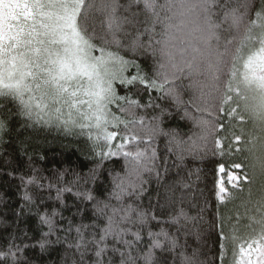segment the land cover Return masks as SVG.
<instances>
[{
    "label": "snow or ice",
    "instance_id": "6c2138e0",
    "mask_svg": "<svg viewBox=\"0 0 264 264\" xmlns=\"http://www.w3.org/2000/svg\"><path fill=\"white\" fill-rule=\"evenodd\" d=\"M94 12L103 16L111 40L96 36ZM139 23L145 27L137 28L129 47L133 53L143 48L151 55V72L135 58L110 50L121 47L118 34L127 35V25ZM142 36L148 37L146 44ZM186 80L187 88L199 93L189 103L201 114L196 121L201 139L224 131L225 118L241 125L250 120L262 133L245 139L242 127L241 135L232 134L227 150L222 138L215 140L214 155L221 157L215 166V195L225 203L242 184L264 177V0H0V98L16 103L18 114L31 122L26 126L79 127L101 148L96 153L101 161L125 160L124 175L109 173L111 188L103 199L87 187L89 177L93 184L99 179L95 170L88 176L77 174L71 182H64L66 172L22 178L26 202H33L28 186H34L58 205L39 215L47 231L33 247L43 253L67 244L80 264H86L89 255L91 264H168L167 253H175L177 239L149 229L143 247V230L156 217L137 201L147 191L144 174L159 177L160 167L168 162L157 156L156 138L169 137V153L173 144L181 147L182 141L162 126L171 111L156 101L171 100L179 108ZM115 82L125 89L124 95ZM147 109L159 112L149 120L140 114ZM5 127L0 118V131ZM236 153L243 154V162L233 161ZM65 193L74 197L72 204ZM248 203L252 208L247 211L256 213L248 216L249 233L241 235L236 227L226 233L222 220L218 225L220 258L226 257L229 243L232 247L229 264H264V188L259 199ZM181 217L187 219L183 210L173 222ZM23 250L13 244L0 252V259L20 264L17 253ZM180 255L181 264H193L192 258Z\"/></svg>",
    "mask_w": 264,
    "mask_h": 264
},
{
    "label": "trees",
    "instance_id": "16d2710c",
    "mask_svg": "<svg viewBox=\"0 0 264 264\" xmlns=\"http://www.w3.org/2000/svg\"><path fill=\"white\" fill-rule=\"evenodd\" d=\"M126 2L127 0H121V3ZM121 12L123 14V10ZM93 17L96 36H105L111 40V35H108L102 26L103 16L94 12ZM139 19L142 22L145 17L141 16ZM144 27L143 23L127 25L125 28L127 35L123 32L118 34L121 47L110 46V50L119 52L126 59L135 58L144 71L151 72L153 69L151 55L145 53L143 48H138L133 53L129 47L136 36L137 28L142 31ZM91 32L92 27H89V33ZM147 39V36L141 37L145 44ZM95 42L101 43L98 38ZM129 72L134 73L135 69H129ZM188 83L189 81H184L181 92L184 104L179 108L171 100L156 101L172 113L163 118L162 126L166 131L175 134L182 143L180 149H176L173 144L171 153L166 150L169 146V137H157L153 143L157 156L161 159L167 157L168 162L160 167L159 177L155 172L151 175L144 174L145 180L149 183L145 185L146 193L137 202L143 209L148 210L150 216L155 215L156 219L150 220L143 230V247L146 248L149 229L153 232L164 230L170 236L176 237L179 245L175 253H167L168 264H181L180 253L192 258L193 264H229L232 259V247L229 243L227 255L221 259L218 225L222 220L226 233H230L233 227L238 228L241 235L249 233L251 229L247 226L250 223L248 219L250 212L247 210L250 208L248 205L252 204L248 202L255 200L251 198L252 195L249 198L245 197L246 188L244 190L242 188L234 190L233 199L225 203L217 201L214 187L215 166L221 157L219 154L214 155L215 140L222 138L223 146L227 150L228 142L234 140L232 134L241 135V128L248 122L241 125L236 120L225 118L224 131L218 136L208 137L207 140L201 139L202 131L196 122L201 114L189 103L199 93L188 89ZM114 86L120 95L125 94V89L118 82ZM143 99L144 103L148 102L146 94ZM0 108H2L0 118L6 123L5 129L0 131V252L7 251L15 244L24 249L22 255L17 253L20 264H80L79 255H74L75 250L68 249L67 244L54 245L43 253L38 246H32L36 244L40 233L47 231L46 227L39 224V215L58 205L54 199H48L47 192L40 193L34 186H28L33 202H26L22 178L27 180L34 174L51 177L54 173L58 175L66 172L64 182H71L77 174L88 176L95 170L99 179L93 184L89 177L87 187L94 189V194L103 199L106 196L105 190L111 188L109 173L124 175V158L112 157L101 161L96 155L101 148L89 139L86 131L81 133L79 127L66 130L55 124L26 126L31 122H26V118L18 114L16 103L10 99L0 98ZM185 110L189 113L188 116H185ZM158 112L159 110L153 112L152 109H147L142 110L140 114L146 115L150 120L152 115ZM244 138L247 139L245 136ZM232 159L236 163L243 162V154L236 153ZM259 182L258 191L264 188V177H261ZM51 195L55 197V191ZM65 198L67 203L72 204L74 197L71 193H65ZM41 200L44 201L43 204ZM88 207L91 208L90 203ZM180 210L184 211L187 219L181 217L174 223L173 218ZM65 215L69 213L65 212ZM64 223L66 226L67 221ZM52 239L55 240V237ZM133 254L136 255L135 252ZM156 255L160 257L162 254L156 250ZM91 259L90 255L86 257V264H91ZM0 264L13 262L11 258L0 259ZM138 264H144L143 260H139Z\"/></svg>",
    "mask_w": 264,
    "mask_h": 264
},
{
    "label": "rangeland",
    "instance_id": "374dc122",
    "mask_svg": "<svg viewBox=\"0 0 264 264\" xmlns=\"http://www.w3.org/2000/svg\"><path fill=\"white\" fill-rule=\"evenodd\" d=\"M94 55H100V53L98 52V51H94V53H93ZM127 73H125V75H126ZM116 83V82H115ZM114 83V84H115ZM247 132V133H246ZM243 133H244V136L246 137V138H248V136L249 135H255V136H260V135H262V133H261V130H260V128L259 127H255L253 124H252V122L249 120L248 121V123H247V125L245 126V127H243ZM255 133V134H254ZM246 134V135H245ZM260 178L261 177H257L256 178V181H255V183L254 184H251V185H249V184H247V183H244V184H242V186H241V188H243V190L246 188V190H245V197H247V198H249L251 195H252V197L251 198H253L254 200H257V199H259V197H260V195H261V190L260 191H258V189L260 188L259 187V185H260V182H259V180H260ZM259 182V183H258ZM249 189H251V195H250V193H249ZM237 190H240V189H237ZM248 207H250L249 209H251L252 208V205H248ZM256 213H255V211H254V209L252 210V211H250V215H255ZM253 227H257V226H255V225H253ZM250 229V228H249Z\"/></svg>",
    "mask_w": 264,
    "mask_h": 264
}]
</instances>
